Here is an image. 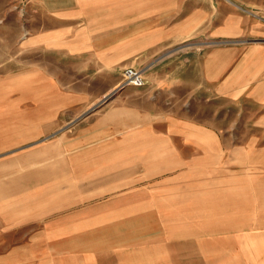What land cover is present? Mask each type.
I'll return each instance as SVG.
<instances>
[{"label":"crops","instance_id":"1","mask_svg":"<svg viewBox=\"0 0 264 264\" xmlns=\"http://www.w3.org/2000/svg\"><path fill=\"white\" fill-rule=\"evenodd\" d=\"M73 4L87 48L0 85V264H264V140L225 129L264 126V0Z\"/></svg>","mask_w":264,"mask_h":264},{"label":"rangeland","instance_id":"2","mask_svg":"<svg viewBox=\"0 0 264 264\" xmlns=\"http://www.w3.org/2000/svg\"><path fill=\"white\" fill-rule=\"evenodd\" d=\"M72 6H74L73 0H0V85H7L10 78H13L11 82L13 84L16 80H23V74L39 71L42 59L49 60L50 67L56 70L57 44L84 43L85 45H78L77 48H87L89 35L81 36L74 33L79 22L73 19L71 13L66 17L68 13L65 11L71 10ZM245 10L246 13L252 14L250 16L252 19L261 15L255 14L250 9ZM83 55L77 53V57L70 55L62 57L60 67L67 78H78L79 69H86L79 66L80 59L84 58ZM123 69H121V77ZM112 72L113 77L120 76L119 68ZM98 74L102 75H98L90 84L94 89L103 88L110 78H113L106 76L107 73L104 71ZM245 112L248 121L256 115L252 108L243 109L242 118H245L243 116ZM225 129L227 132L238 133L242 140L260 138L262 143L264 140V126H225Z\"/></svg>","mask_w":264,"mask_h":264},{"label":"built area","instance_id":"3","mask_svg":"<svg viewBox=\"0 0 264 264\" xmlns=\"http://www.w3.org/2000/svg\"><path fill=\"white\" fill-rule=\"evenodd\" d=\"M146 84V80L143 76L141 69H138L134 66H127L122 71V79L119 84L120 88L133 86V87H142Z\"/></svg>","mask_w":264,"mask_h":264},{"label":"water","instance_id":"4","mask_svg":"<svg viewBox=\"0 0 264 264\" xmlns=\"http://www.w3.org/2000/svg\"><path fill=\"white\" fill-rule=\"evenodd\" d=\"M119 89V88H118ZM111 96V95H110Z\"/></svg>","mask_w":264,"mask_h":264}]
</instances>
